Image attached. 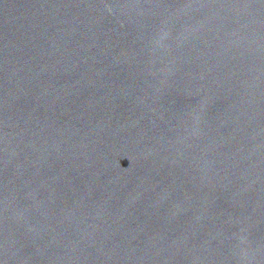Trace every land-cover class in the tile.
I'll use <instances>...</instances> for the list:
<instances>
[{"label":"water","instance_id":"obj_1","mask_svg":"<svg viewBox=\"0 0 264 264\" xmlns=\"http://www.w3.org/2000/svg\"><path fill=\"white\" fill-rule=\"evenodd\" d=\"M0 264H264V0H0Z\"/></svg>","mask_w":264,"mask_h":264}]
</instances>
